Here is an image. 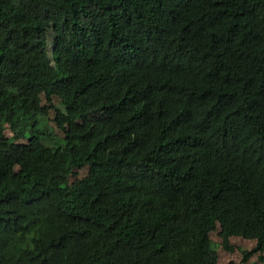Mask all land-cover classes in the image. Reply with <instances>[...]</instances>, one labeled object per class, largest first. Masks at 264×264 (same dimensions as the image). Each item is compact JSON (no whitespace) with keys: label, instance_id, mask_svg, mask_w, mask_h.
Listing matches in <instances>:
<instances>
[{"label":"trees","instance_id":"trees-1","mask_svg":"<svg viewBox=\"0 0 264 264\" xmlns=\"http://www.w3.org/2000/svg\"><path fill=\"white\" fill-rule=\"evenodd\" d=\"M216 229L264 264V0H0V264H217Z\"/></svg>","mask_w":264,"mask_h":264},{"label":"rangeland","instance_id":"rangeland-1","mask_svg":"<svg viewBox=\"0 0 264 264\" xmlns=\"http://www.w3.org/2000/svg\"><path fill=\"white\" fill-rule=\"evenodd\" d=\"M54 39V33L51 29L47 30V51L48 56L52 64H54V55H53V48H52V41ZM52 104L54 107H61L60 99L56 96L52 97ZM41 105L48 106L49 103L47 102L45 96L41 94ZM55 111L53 108L49 109L46 117H44L43 121L40 124L32 129H28L24 132H19L16 138V141L19 143H26L28 141L29 136L40 134L41 139L44 143H48L49 145H57L61 142V139L57 140L51 138V135L56 136L57 138L63 137V131L57 127L54 122ZM6 125V124H5ZM5 134L8 137L13 136L12 131L9 129L8 125H6ZM88 172V166L77 170V173L71 175L68 178V182L72 185L76 180L85 176ZM219 229H216L210 232V238L216 243V250H217V264H226L228 261L232 260L235 262H239L242 257V251L252 249L255 245V240L251 239H244L239 236H231L229 238V243L233 247L232 251L225 250L221 245V237L218 235ZM261 264L258 261V253H253L249 259L244 264Z\"/></svg>","mask_w":264,"mask_h":264}]
</instances>
